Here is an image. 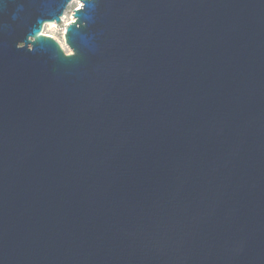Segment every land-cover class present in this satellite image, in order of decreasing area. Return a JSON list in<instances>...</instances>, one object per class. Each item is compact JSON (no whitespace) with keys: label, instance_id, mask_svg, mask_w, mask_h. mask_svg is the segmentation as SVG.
Masks as SVG:
<instances>
[{"label":"water","instance_id":"1","mask_svg":"<svg viewBox=\"0 0 264 264\" xmlns=\"http://www.w3.org/2000/svg\"><path fill=\"white\" fill-rule=\"evenodd\" d=\"M0 3V264H264V0Z\"/></svg>","mask_w":264,"mask_h":264},{"label":"bare ground","instance_id":"2","mask_svg":"<svg viewBox=\"0 0 264 264\" xmlns=\"http://www.w3.org/2000/svg\"><path fill=\"white\" fill-rule=\"evenodd\" d=\"M77 1V0H76ZM78 3L76 4L75 7H77L78 9L82 6V2L81 1H77ZM74 9V8H73ZM73 9L71 10V12H64L63 16H62V21H61V25L57 24L56 22H48L45 23L42 29V33L43 35H47L50 36L52 39H54L55 41H57L60 46L65 50V52L67 54H70V50L68 49V47L65 45L64 43V34H65V28L66 26L71 23L72 21H74V17H73ZM61 26L60 29V36L61 39L58 40L55 36L54 33H56L59 29V27Z\"/></svg>","mask_w":264,"mask_h":264},{"label":"rangeland","instance_id":"3","mask_svg":"<svg viewBox=\"0 0 264 264\" xmlns=\"http://www.w3.org/2000/svg\"><path fill=\"white\" fill-rule=\"evenodd\" d=\"M74 8V6L73 5H70L67 9H66V12H71V10ZM62 23H60L59 25H61ZM59 30L56 32V33H54V36L58 39V40H60L61 39V36H60V29H61V26L58 28ZM65 51V50H64ZM71 53V52H70Z\"/></svg>","mask_w":264,"mask_h":264},{"label":"built area","instance_id":"4","mask_svg":"<svg viewBox=\"0 0 264 264\" xmlns=\"http://www.w3.org/2000/svg\"><path fill=\"white\" fill-rule=\"evenodd\" d=\"M78 2L76 1V0H74L72 3H71V5H73L74 6V9H78L77 7H75L76 6V4H77Z\"/></svg>","mask_w":264,"mask_h":264},{"label":"snow or ice","instance_id":"5","mask_svg":"<svg viewBox=\"0 0 264 264\" xmlns=\"http://www.w3.org/2000/svg\"><path fill=\"white\" fill-rule=\"evenodd\" d=\"M0 3H3V0H0Z\"/></svg>","mask_w":264,"mask_h":264}]
</instances>
